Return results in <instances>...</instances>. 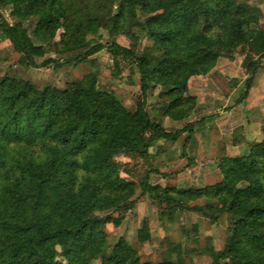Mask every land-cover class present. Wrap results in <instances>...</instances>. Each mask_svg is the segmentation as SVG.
<instances>
[{"label": "trees", "instance_id": "1", "mask_svg": "<svg viewBox=\"0 0 264 264\" xmlns=\"http://www.w3.org/2000/svg\"><path fill=\"white\" fill-rule=\"evenodd\" d=\"M122 35L132 44L121 43L117 37ZM2 41L28 68L93 63L97 53L107 50L114 62L112 76L120 79L125 63L138 74L140 93L131 109L113 89L100 86L97 72L64 88L0 75V264H184L180 243L171 244L157 262L143 261L125 236L106 230L110 223L120 227L144 198L160 205L168 222L186 211L211 222L227 216L221 249H192L209 255L213 264H264V140L249 144L245 132H238L230 141L239 147L235 153L228 151L227 141L217 143L216 172L206 182L197 177L193 183L172 184L163 171L181 158L183 171L205 163L188 152L187 143L195 126L213 113L190 119L200 110L190 79L216 81L224 69L221 62L242 54L238 104L264 69L260 4L0 0ZM239 80L232 77L230 86ZM155 91L161 103L152 115L148 99ZM166 119L184 126L172 131ZM118 155L130 160L122 162ZM156 176L166 182H154ZM141 224L138 242L149 243V221ZM192 230L197 232L198 225ZM184 232L188 239L186 227Z\"/></svg>", "mask_w": 264, "mask_h": 264}, {"label": "rangeland", "instance_id": "2", "mask_svg": "<svg viewBox=\"0 0 264 264\" xmlns=\"http://www.w3.org/2000/svg\"><path fill=\"white\" fill-rule=\"evenodd\" d=\"M254 4H260L264 11V0H248ZM6 17L13 21L8 13H5ZM121 43L125 45H131L130 37L122 35L117 37ZM107 39L105 36L104 41ZM1 55L3 61L0 63V75L18 76L31 79L36 85L44 86L47 84L54 85L60 88H64L67 82L77 80L83 77L85 73L97 72L100 77V86L113 89L118 97L124 101L128 108H134L137 102V95L139 90V77L137 73H132L125 63H122L123 76L114 78L112 71L114 68V62L111 54L107 50H102L94 56V62L82 63L79 65L65 64L61 68L54 69L53 66L46 68H28L21 65L20 56L15 53L9 45L8 41H2L0 43ZM242 58V54H237ZM49 56V55H48ZM41 61V59H38ZM264 70V69H263ZM241 63L233 72L237 76H240ZM216 76V82L221 85V89L224 92L228 90V82L225 79H219ZM225 78V77H224ZM193 86V84H192ZM195 91L197 88L194 85ZM157 92L155 91L148 99V110L152 115H155L159 111V104ZM164 125L172 130L176 131L175 127H172V122L168 119L164 121ZM184 137V136H183ZM182 137V139H183ZM182 142V140H181ZM180 147V145H178ZM217 148H214L216 151ZM214 153V154H213ZM210 160L205 161L211 164L212 167L213 158L216 153L213 152ZM117 159L122 162H128L130 159L124 155H118ZM184 163H186L184 161ZM201 164L199 162L198 166ZM209 166L210 169L211 167ZM184 168V167H183ZM199 168L196 166L191 170L192 174L188 171L186 175L181 176L185 180H197V176L191 177L193 174L199 172ZM176 172H170V183L177 182ZM213 173V172H212ZM218 175V172H217ZM199 177L198 180L201 179ZM209 177V176H208ZM207 177V178H208ZM179 181V180H178ZM197 203H203L202 200ZM118 213H115L117 215ZM147 219L151 227L152 239L149 243H140L137 238V230L141 227V223ZM198 225L197 232L192 230L193 225ZM228 218L224 216L217 222H211L207 217L194 212L186 211L181 214L176 222H168L161 215V206L155 205L148 198H144L139 201L136 208L132 212H128L124 215L123 224L120 227H115L113 224H107L106 230L113 236H125L132 245L138 249L143 261L152 260L159 261L163 257H166L169 247L174 244H181V254L183 256L184 264H213L209 255H201L198 252L193 251L194 247H206L213 245L217 249H221L225 243L227 237ZM184 227L189 232V238L187 239L184 232ZM173 258H176V254H173ZM95 264H100L96 262Z\"/></svg>", "mask_w": 264, "mask_h": 264}, {"label": "crops", "instance_id": "3", "mask_svg": "<svg viewBox=\"0 0 264 264\" xmlns=\"http://www.w3.org/2000/svg\"><path fill=\"white\" fill-rule=\"evenodd\" d=\"M242 60L243 56L240 58L239 55H236L233 62H221L226 71L223 69L218 74V81L223 78L228 82L229 87L227 92H224L221 89V85L214 79H212V82L211 79L204 76H194L190 79V93L198 98L200 104L199 113H195L190 119L194 120L198 116L203 117L213 113L205 121L195 126L192 137L188 139V152L196 153L199 160H210L212 153L215 152L214 148L221 141H227L230 153L238 152L239 147L232 146L230 141L234 134L241 131L245 132L249 144L264 140V70L261 69L257 73L247 96L238 104L236 102L240 97V88L243 85L244 76H239L240 80L234 87H231L229 83L232 77H238L233 72L242 63ZM194 85L197 88L196 91L192 89ZM183 126L184 123L181 122L172 123V127H175V129H180ZM184 136L188 137L187 134ZM178 145L179 143L177 142L173 144L176 148L175 153L177 156L180 153ZM184 161L185 158H181L176 164L166 167L163 171L166 173L177 172V182L184 184L193 183L194 179L190 181L181 178V176L188 173L192 174L191 170H193L188 169L183 171L182 169L185 166ZM210 165V163H207V165L201 163L199 166H196V168H199V172L193 174L191 177L199 174L198 178L202 176L200 181H209L210 176L216 172L213 169L214 166L212 165L211 167ZM209 166L211 168L207 169ZM187 171L188 173H186ZM153 180L156 183L166 182V179H163L161 176H156Z\"/></svg>", "mask_w": 264, "mask_h": 264}]
</instances>
